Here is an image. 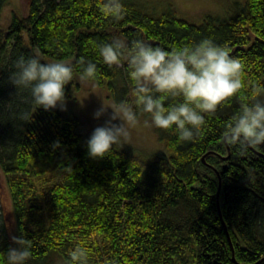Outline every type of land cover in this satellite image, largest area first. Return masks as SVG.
I'll list each match as a JSON object with an SVG mask.
<instances>
[{
    "label": "trees",
    "instance_id": "16d2710c",
    "mask_svg": "<svg viewBox=\"0 0 264 264\" xmlns=\"http://www.w3.org/2000/svg\"><path fill=\"white\" fill-rule=\"evenodd\" d=\"M106 2L30 0L26 12L14 10L2 23L7 0H0V166L17 236L32 243L28 264H54L55 257L68 264L77 246L87 249L89 264H264V156L254 150L264 153V145L242 151L224 139L242 102L263 101L253 89L264 87V0H225L224 16L206 13L200 21L169 0H120L119 18L103 13ZM202 39L240 61L244 96L206 114L191 142L156 128L164 150L154 153L121 143L91 159V135L76 116L38 109L9 79L21 56L38 53L44 63L48 56L73 67L70 97L80 89L82 66L94 63V80L115 104L135 106L127 59L109 66L98 46L130 49L143 40L170 52ZM9 247L0 223V264Z\"/></svg>",
    "mask_w": 264,
    "mask_h": 264
},
{
    "label": "clouds",
    "instance_id": "9594fccd",
    "mask_svg": "<svg viewBox=\"0 0 264 264\" xmlns=\"http://www.w3.org/2000/svg\"><path fill=\"white\" fill-rule=\"evenodd\" d=\"M106 16L119 18L123 9L120 0H107L102 9ZM99 55L109 66L119 65L127 59L128 76L134 83L131 94L134 105L121 101L95 114L96 119L111 110L110 119L97 127L87 140L91 159H103L116 146L129 137V127L139 123L141 114L157 129L171 131L178 141L191 142L205 124L206 114H215L232 97L244 96L242 64L230 56L229 51L211 39L166 51L143 40H136L130 49L119 42L98 46ZM10 76L17 89L30 92L38 109L52 111L63 109L65 88L74 77V69L63 61L42 62L38 53L21 56L15 62ZM97 66H82L83 80L95 79ZM255 96L264 95V87L253 89ZM119 121V124L114 123ZM227 143L240 149L264 145V101H245L224 132ZM54 148H59L57 141ZM70 169V168H66ZM71 170V169H70ZM13 247L4 255V264H28L32 256V243L20 237L11 238ZM68 264H89L88 251L77 246L69 252Z\"/></svg>",
    "mask_w": 264,
    "mask_h": 264
},
{
    "label": "rangeland",
    "instance_id": "374dc122",
    "mask_svg": "<svg viewBox=\"0 0 264 264\" xmlns=\"http://www.w3.org/2000/svg\"><path fill=\"white\" fill-rule=\"evenodd\" d=\"M142 3H152L159 0H137ZM173 2L180 10L182 15L193 21H200L206 13H214L220 16L226 14L222 1L225 0H169ZM244 2L245 0H231ZM30 0H7V6L2 11V23L8 21L12 11L26 12ZM47 62L55 61L48 56H44ZM77 80L80 89L70 97H65L63 109L57 108L65 116H76L80 120L81 130L91 135L95 128L104 126L110 119L111 110H108L100 119H96L95 114L103 106L105 109H111L115 102L108 96V91L100 86L96 80H83L78 75ZM264 101V95L261 96ZM147 117L139 118V123L129 127V137L122 143L144 151L154 153L163 151L164 145L158 137L157 130L151 125V122H145ZM114 123L119 124V121ZM0 223H5L8 228L10 239L17 236L16 221L13 213L12 198L7 184V178L4 170L0 166ZM14 246V245H13ZM54 264H62L59 257H55Z\"/></svg>",
    "mask_w": 264,
    "mask_h": 264
},
{
    "label": "water",
    "instance_id": "95a60500",
    "mask_svg": "<svg viewBox=\"0 0 264 264\" xmlns=\"http://www.w3.org/2000/svg\"><path fill=\"white\" fill-rule=\"evenodd\" d=\"M253 149H254V148H253ZM254 150H255L258 154L264 156V153H262V152H260V151H258V150H256V149H254ZM225 158H226V157H225ZM203 161H205V157L203 158ZM218 174H219V173H218ZM221 186H222V177H221L220 174H219V188H218V193H217V200H218V207H219V212H220V214H221V209H220V205H219V194H220ZM221 219H222L223 225H224V227H225V229H226V231H227V233H228V229H227V226H226V224H225V222H224V220H223L222 215H221ZM228 235H229V233H228Z\"/></svg>",
    "mask_w": 264,
    "mask_h": 264
}]
</instances>
